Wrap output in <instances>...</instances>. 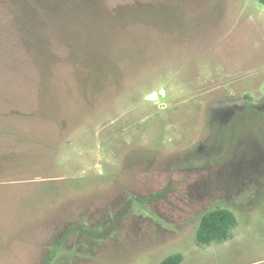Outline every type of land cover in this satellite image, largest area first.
Returning <instances> with one entry per match:
<instances>
[{
	"label": "rangeland",
	"instance_id": "obj_1",
	"mask_svg": "<svg viewBox=\"0 0 264 264\" xmlns=\"http://www.w3.org/2000/svg\"><path fill=\"white\" fill-rule=\"evenodd\" d=\"M176 255L264 264V3L0 0V264Z\"/></svg>",
	"mask_w": 264,
	"mask_h": 264
},
{
	"label": "trees",
	"instance_id": "obj_2",
	"mask_svg": "<svg viewBox=\"0 0 264 264\" xmlns=\"http://www.w3.org/2000/svg\"><path fill=\"white\" fill-rule=\"evenodd\" d=\"M259 1L264 3V0ZM236 225V217L231 211L224 208L208 211L201 217L196 232V241L200 245L226 241ZM181 259L180 255H176L166 258L161 264H179Z\"/></svg>",
	"mask_w": 264,
	"mask_h": 264
}]
</instances>
